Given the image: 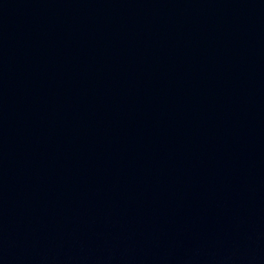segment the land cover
I'll return each mask as SVG.
<instances>
[{"label":"water","instance_id":"95a60500","mask_svg":"<svg viewBox=\"0 0 264 264\" xmlns=\"http://www.w3.org/2000/svg\"><path fill=\"white\" fill-rule=\"evenodd\" d=\"M0 264H264V0H0Z\"/></svg>","mask_w":264,"mask_h":264}]
</instances>
